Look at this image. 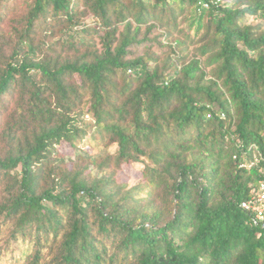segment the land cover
I'll use <instances>...</instances> for the list:
<instances>
[{
  "label": "trees",
  "instance_id": "16d2710c",
  "mask_svg": "<svg viewBox=\"0 0 264 264\" xmlns=\"http://www.w3.org/2000/svg\"><path fill=\"white\" fill-rule=\"evenodd\" d=\"M82 6L100 21V54L60 65L34 60L25 34L0 74V108L5 96L17 94L1 132L9 149L0 157V180L18 168L21 175L0 216L17 219L15 240L35 235L22 260L38 264L43 248L58 242L53 264H264V231L249 225L241 208L264 167V0H82ZM79 8L76 0H33L26 33L41 19L78 29ZM187 9L186 38L200 46L185 58V42L168 40ZM248 17L261 23L253 26ZM143 27L164 31L167 68L155 56L127 58L130 47L148 41L138 38ZM23 45L29 54L18 60ZM76 103L117 144L118 163H143L140 186L122 196L110 181L88 182L82 173L42 185L45 169L55 174L48 167L56 148H74L84 133L68 109ZM19 132L30 136L20 141ZM141 186L152 200L147 205L133 195ZM108 240L116 243L111 254Z\"/></svg>",
  "mask_w": 264,
  "mask_h": 264
},
{
  "label": "rangeland",
  "instance_id": "374dc122",
  "mask_svg": "<svg viewBox=\"0 0 264 264\" xmlns=\"http://www.w3.org/2000/svg\"><path fill=\"white\" fill-rule=\"evenodd\" d=\"M32 4L33 0H15L10 3L6 0H0V74L11 59L19 38L25 34H28L33 44L35 53L32 56L29 55V57L34 60L58 61L60 65L66 62H73L81 57L89 59L93 52L100 54L103 51V39L100 38V36H103V30H100V21L84 9L82 0H76V5L80 7L78 12H75V20L79 24L78 29L68 27L63 20L52 19L44 21L41 19L35 23L31 32L26 33L27 17ZM83 10L85 12H82ZM191 17L192 13L187 9L178 16L176 26L172 25L169 28L171 37L168 41L179 38L185 42V58L194 56L200 46L198 38L195 43L186 38L192 20ZM248 23L257 26L261 23V20L255 17H248ZM83 28L86 34L83 32L77 33ZM121 29L117 36L122 31ZM144 29L145 27L140 30L138 38L141 40L147 37L148 41L130 47V55L127 58H149L155 56L158 59L157 64L159 67L167 68V64L172 57L170 56V51L164 46L167 41H163V37L160 35V32L163 34L164 31L153 30L147 33ZM70 43H73V46H70ZM23 48L18 54V60L29 54L27 46L23 45ZM150 65L155 66V63L150 62ZM4 102V107L0 108V157H3L9 149V143L1 137V132L5 122L9 120L17 106L16 92L12 93V95L10 94V96H5ZM68 106H70L68 109L71 110V116L77 120V127L82 128L81 130L84 133L74 141V148L66 144H61V146L56 148L50 160V167H48L50 170L53 169L55 174L49 177L47 174L48 170L45 169L42 185L47 188L57 186V177H62L63 179V176L69 174V178H72L82 173V178L88 182L99 179L110 181L109 189L120 192L122 196L140 186L143 183V163L138 162L132 165L118 163L117 144L110 143V140L103 137L96 129L92 115L86 112L87 107L78 103ZM26 135L30 136L28 132H19L17 137L20 141H23ZM20 178V168H18L0 180V206L10 204L16 192L13 184L16 179ZM66 187L67 183L63 188ZM157 194L158 191H154L153 202L154 205L160 206L162 201L156 197ZM133 195L143 200L142 205H147V201H152L147 198V193L143 191V187L133 192ZM4 218L3 215L0 216V264H27L22 260V254L26 251L29 244L34 243L35 235L28 233L25 240L20 238L15 240L13 230L17 219L4 222ZM115 244L112 240L106 241L109 254L113 252ZM57 246L58 242H50L49 245H46L40 255L38 264H53Z\"/></svg>",
  "mask_w": 264,
  "mask_h": 264
},
{
  "label": "built area",
  "instance_id": "2783aa9c",
  "mask_svg": "<svg viewBox=\"0 0 264 264\" xmlns=\"http://www.w3.org/2000/svg\"><path fill=\"white\" fill-rule=\"evenodd\" d=\"M200 7L207 8V4L199 2ZM244 164L240 165V168ZM241 208L248 214V224L253 228L264 231V167L259 170V180L256 191L245 202L241 204Z\"/></svg>",
  "mask_w": 264,
  "mask_h": 264
}]
</instances>
